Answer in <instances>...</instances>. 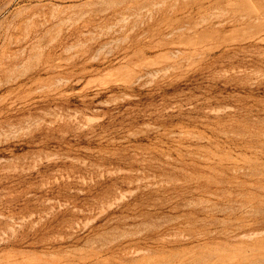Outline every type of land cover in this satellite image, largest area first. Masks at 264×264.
<instances>
[{
  "label": "rangeland",
  "instance_id": "1",
  "mask_svg": "<svg viewBox=\"0 0 264 264\" xmlns=\"http://www.w3.org/2000/svg\"><path fill=\"white\" fill-rule=\"evenodd\" d=\"M0 264H264V0H0Z\"/></svg>",
  "mask_w": 264,
  "mask_h": 264
}]
</instances>
